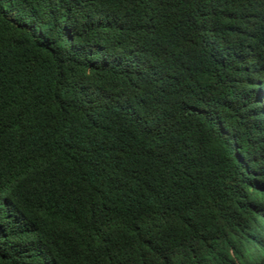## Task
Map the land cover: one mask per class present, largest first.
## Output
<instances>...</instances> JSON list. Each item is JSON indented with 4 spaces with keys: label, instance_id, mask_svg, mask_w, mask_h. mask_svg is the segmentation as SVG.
<instances>
[{
    "label": "trees",
    "instance_id": "1",
    "mask_svg": "<svg viewBox=\"0 0 264 264\" xmlns=\"http://www.w3.org/2000/svg\"><path fill=\"white\" fill-rule=\"evenodd\" d=\"M261 207L264 0H0V264H242Z\"/></svg>",
    "mask_w": 264,
    "mask_h": 264
},
{
    "label": "clouds",
    "instance_id": "2",
    "mask_svg": "<svg viewBox=\"0 0 264 264\" xmlns=\"http://www.w3.org/2000/svg\"><path fill=\"white\" fill-rule=\"evenodd\" d=\"M251 213V218L257 224V229L251 236L245 238L242 244L235 245L243 255L242 264H260L264 262V207H261ZM218 248H212L211 252H208L207 256L215 261L212 264H223L220 262V256L218 255ZM197 264H210L199 260ZM226 264V263H224Z\"/></svg>",
    "mask_w": 264,
    "mask_h": 264
}]
</instances>
